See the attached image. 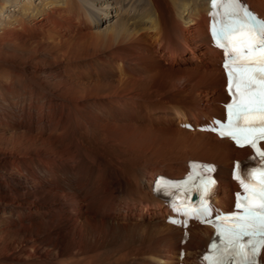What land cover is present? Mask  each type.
I'll use <instances>...</instances> for the list:
<instances>
[{
    "label": "bare ground",
    "instance_id": "6f19581e",
    "mask_svg": "<svg viewBox=\"0 0 264 264\" xmlns=\"http://www.w3.org/2000/svg\"><path fill=\"white\" fill-rule=\"evenodd\" d=\"M113 2L0 1V264H177L181 230L151 185L188 160L216 161L217 200L232 204L247 150L178 125L226 99L208 0H128L123 17ZM209 233L192 229L188 264Z\"/></svg>",
    "mask_w": 264,
    "mask_h": 264
},
{
    "label": "snow or ice",
    "instance_id": "6c2138e0",
    "mask_svg": "<svg viewBox=\"0 0 264 264\" xmlns=\"http://www.w3.org/2000/svg\"><path fill=\"white\" fill-rule=\"evenodd\" d=\"M224 0H212L211 6H221ZM236 4L238 0H227ZM245 15L253 22L256 17ZM219 46L226 49L228 55L229 92L232 102L227 104L228 123L226 131H220L221 136H230L237 144L243 138L252 147L255 140H264V22L252 27L251 24L241 28L226 27L218 33ZM264 157V152H260ZM240 165L237 164L239 170ZM245 178L249 174L245 172ZM252 179L256 177V170L251 173ZM243 195L237 194L236 212L229 216L216 215L218 235L221 243L227 247L220 250L216 256L205 255L204 260L209 264H231L227 256L237 260L238 264H264L258 262V257L264 246V171L260 172L259 180L255 183H246L238 174ZM195 179V177H193ZM210 183V182H208ZM208 184L204 185L205 193ZM214 211L207 203H202L199 208L185 210L186 214L199 217H208ZM230 222V223H229ZM215 223V222H214ZM248 238L246 243L242 242ZM217 250L216 244L211 246ZM229 249L231 251L229 252Z\"/></svg>",
    "mask_w": 264,
    "mask_h": 264
},
{
    "label": "rangeland",
    "instance_id": "374dc122",
    "mask_svg": "<svg viewBox=\"0 0 264 264\" xmlns=\"http://www.w3.org/2000/svg\"><path fill=\"white\" fill-rule=\"evenodd\" d=\"M1 1V0H0ZM20 2H25V1H27V0H19ZM34 1V3L36 2H38L39 0H33ZM128 0H123V2H120V3H118V4H115L114 2H113V5H114V8H113V13L117 16V17H123V16H121V14H120V12H121V10H122V7L124 6V4H125V2H127ZM117 2H118V0H117ZM131 2V1H130ZM135 5H137L138 7H141L140 5V3H134ZM98 6H99V3L97 4ZM116 6V7H115ZM260 8V7H259ZM9 8H7V10L3 13V18H6L7 19V17L10 15V14H13L14 12L12 11V10H8ZM262 9V8H261ZM103 16V15H102ZM115 20V17H112L111 18V21H114ZM177 20V23L179 24V26L181 27V31H182V34H183V38H184V40L187 42V44L190 46V48H191V50H194L193 49V47H192V42H191V40L188 38V36H186V33H185V30L182 28V23H181V21L179 20V18L178 19H176ZM106 24H108V23H103L102 25H100V29H102V28H104L105 26H106ZM191 27H192V29H193V31H194V28L197 26L196 24H191L190 25ZM156 32V34H157V36L159 35V32L158 31H155ZM206 41H207V39L205 40V45L207 44L206 43ZM153 42L154 41H151L150 43L152 44V48H153ZM199 44V43H198ZM199 47V46H198ZM198 47H196L195 49H198ZM206 47H207V45H206ZM153 49H151V52H152V54H154V52L152 51ZM186 59H190V60H193V56L191 55V53L190 52H187V53H185L184 55H181L180 56V58L178 59L179 60V62H180V60H183V61H185ZM146 107H151L149 104L148 105H146ZM154 109V108H153ZM153 109H150V110H148V109H146L145 108V106L143 107V108H140V111H143V112H147V111H152ZM136 115L138 114V113H135ZM150 116H151V114H150ZM149 117V116H148ZM147 117V118H148ZM157 174V173H156ZM131 184H133V181H131V183H130V185L128 186V188H127V191H129V192H133L132 190H134L133 188H132V186L134 185H131ZM147 185H148V183H147Z\"/></svg>",
    "mask_w": 264,
    "mask_h": 264
}]
</instances>
